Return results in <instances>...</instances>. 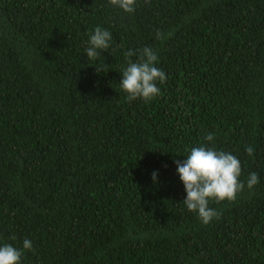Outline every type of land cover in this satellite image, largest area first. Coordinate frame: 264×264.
Segmentation results:
<instances>
[{
	"label": "trees",
	"instance_id": "trees-1",
	"mask_svg": "<svg viewBox=\"0 0 264 264\" xmlns=\"http://www.w3.org/2000/svg\"><path fill=\"white\" fill-rule=\"evenodd\" d=\"M97 26L112 39L93 60ZM144 47L166 81L129 102L125 53ZM199 146L238 158L245 184L209 201L207 225L174 162ZM5 244L21 264H264V0H137L131 14L110 0H0Z\"/></svg>",
	"mask_w": 264,
	"mask_h": 264
},
{
	"label": "clouds",
	"instance_id": "clouds-1",
	"mask_svg": "<svg viewBox=\"0 0 264 264\" xmlns=\"http://www.w3.org/2000/svg\"><path fill=\"white\" fill-rule=\"evenodd\" d=\"M110 4L131 14L136 10L137 0H110ZM111 39L110 31L97 26L90 34L89 47L86 49L87 56L96 60L101 51L109 49ZM134 55L136 53L131 50L125 53L128 65L122 70L120 87L127 94L126 99L129 102L142 99L147 103L160 95L157 82H165L166 74L155 66L158 57L150 47L140 50L135 62L130 59ZM96 70L98 73L108 71L106 66L96 67ZM213 139L211 133L205 137L206 141ZM246 152L249 156L254 155V149L251 146L246 148ZM174 162L186 191L183 204L189 212L196 213L205 225L209 224L213 218L219 217V213L209 207L210 200L216 203L225 200L234 202L245 187L239 179L242 172L241 162L231 153L199 146L193 147L185 160L177 159ZM157 176L156 172L152 174L153 181L157 180ZM258 183V174L250 173L247 180L248 189H253ZM31 248V241L25 239L23 249ZM22 256L23 251L10 244L0 246V264H21Z\"/></svg>",
	"mask_w": 264,
	"mask_h": 264
}]
</instances>
